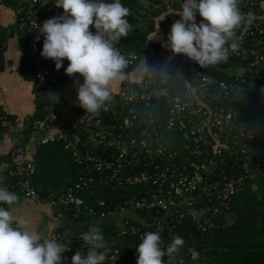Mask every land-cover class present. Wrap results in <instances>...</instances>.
Listing matches in <instances>:
<instances>
[{"label": "built area", "instance_id": "obj_1", "mask_svg": "<svg viewBox=\"0 0 264 264\" xmlns=\"http://www.w3.org/2000/svg\"><path fill=\"white\" fill-rule=\"evenodd\" d=\"M147 1L148 17L175 15V0ZM55 2L28 0L14 7L26 33L23 57L32 69L41 109L29 128L43 134L27 150L23 144L13 147L15 154L26 157L8 163L4 184L37 205L49 206L54 217L72 210L76 218L82 209L98 217L122 212L120 225L109 224L118 236L135 235L140 240L145 232L159 231L162 247H167L179 235L185 244L176 264L181 259L184 264H218L208 253L210 247L204 246L206 236L223 226L232 196L264 174V158L255 147V132L242 118L245 102L253 107L264 105V0H240L241 12L251 13L253 19L251 25L236 30L239 47L227 62L202 68L185 55L179 73L147 70L138 83L124 82L112 92L107 110L101 109L99 114L87 113L79 102L67 112L48 106L47 86L62 81L64 64L56 70L54 61L40 55L44 38L37 25L63 13ZM148 17L139 24L144 26ZM196 19L199 22L202 18L197 15ZM1 33L0 29V66L5 47ZM139 58L137 52L128 53L127 67ZM15 130L14 120L1 112L0 143L10 140ZM58 139L81 174L67 189L41 196L33 184L36 151L42 143ZM109 183L119 190L135 185L137 191L122 205L97 214L93 206L85 205L78 190ZM192 209L205 210L199 222L192 220ZM81 233L53 224L46 238L61 244L70 241L71 250L63 256L71 264L75 252L86 254L88 250ZM104 241L106 247L100 251H106L113 264H123L117 249ZM189 248L199 252V260L191 259ZM137 255L136 251L132 264H136ZM164 259L167 264L168 257Z\"/></svg>", "mask_w": 264, "mask_h": 264}, {"label": "clouds", "instance_id": "obj_2", "mask_svg": "<svg viewBox=\"0 0 264 264\" xmlns=\"http://www.w3.org/2000/svg\"><path fill=\"white\" fill-rule=\"evenodd\" d=\"M55 4L63 9V15L37 25L44 38L40 55L54 61L56 70L66 59L65 74L83 77V83L74 81V85L79 106L87 113L106 111L113 83L125 78L128 62L115 45L132 30L127 19L130 9L121 0H56ZM239 4L240 0H183L181 10L176 12L180 19L172 23L167 35V48L173 54L186 55L202 68L227 62L239 47L236 30L251 25L253 19L251 13L241 12ZM197 15L202 18L199 22ZM5 180L0 176V205H13L20 198L9 191ZM204 211L192 209V220L199 222ZM28 224V220L14 219L10 210L0 207V264H61L63 254L71 250L70 241L61 244L55 238L42 239L39 232L29 230ZM81 239L88 250L86 254L75 252L71 264H104L107 253L100 249L106 245L99 225L81 233ZM162 244L159 231L143 233L136 246V264H166V256L167 264H176L185 240L175 235L167 247ZM188 251L193 261L200 259L195 249ZM180 264H184L182 259Z\"/></svg>", "mask_w": 264, "mask_h": 264}, {"label": "crops", "instance_id": "obj_3", "mask_svg": "<svg viewBox=\"0 0 264 264\" xmlns=\"http://www.w3.org/2000/svg\"><path fill=\"white\" fill-rule=\"evenodd\" d=\"M27 1L28 0H19L18 4L12 6L7 4L5 0H0V29L3 40L5 41V47L1 56L2 65L0 66V112H6L11 115L14 118L16 126L12 138L0 143V176L4 177L5 175L3 172L6 171L8 163L17 158L22 159L26 157V154H15L13 147L23 144L25 150H27L31 148L34 145V141L43 134L42 131L31 130L30 136L27 137L28 133H25L29 129L30 121L37 116L38 104L35 97V84L33 78L23 74V71L26 69L23 57L26 33L23 30V25L15 15L14 7L23 5V3ZM141 3L148 7V2L146 0H141ZM181 3V0H175L173 6L176 20L180 19L179 14L176 12L181 10ZM165 18L166 17L162 14H156L153 17L155 20L153 32L154 34L156 33L154 38H159L158 40L165 39V41L161 42L159 45L158 54L155 53V50H148L150 49V40L154 41L151 39L153 34L150 36V33L145 45V53L148 56L144 55L145 57H143V55H141L135 67L125 72V78L122 81L118 80L113 83L112 92L117 91L124 82H139L147 70L164 69L179 73L181 65L176 64L175 61L176 58L179 57L181 59V57L185 55L173 54L171 50L167 48V38H164L163 35L170 31V23H173V20L166 23L164 27L163 23H165ZM149 57H151L152 61H150ZM74 81L83 83V77L80 76V74L69 77L64 71L63 79L60 83L47 86L46 97L50 109L67 112L78 102L77 87L74 85ZM45 143H47L49 147L46 146ZM59 147L61 146H59L58 142H44L37 148L35 159L41 149L49 151L51 154L57 152L61 157H64L65 154L68 155L63 148H61L60 151ZM8 156L10 157V162L6 160ZM69 157L72 161L70 154ZM35 163V174H37V165L39 167L38 170L40 169L36 175L38 181L41 183L40 185L46 188H57L52 185L54 180L49 177L45 162L36 159ZM19 198V201L13 205H7V209L11 211L14 219L24 218L28 220L29 230L39 232L42 238H46L49 228L53 224H59L71 231L85 232V228L88 227L87 225L77 224L78 222L86 221L91 218V216L87 215L85 212H82L80 221L70 212H65L61 217H54L52 214L53 210L49 206L37 205L34 201L23 198L20 195ZM85 214L87 216H85Z\"/></svg>", "mask_w": 264, "mask_h": 264}, {"label": "trees", "instance_id": "obj_4", "mask_svg": "<svg viewBox=\"0 0 264 264\" xmlns=\"http://www.w3.org/2000/svg\"><path fill=\"white\" fill-rule=\"evenodd\" d=\"M5 2L12 5L9 0H5ZM106 2H111V0H106ZM121 3L130 9V15L127 19L132 25V30L127 37H122L115 47H117L125 57L131 52H137L139 53V57H141L145 52L144 49H146L145 45L147 38L149 34L154 31L155 20L147 16L150 12L148 7L141 3V0H121ZM142 10L146 13L143 14ZM146 17L149 18L147 23H145L144 26L140 25L139 23L147 19ZM170 20L174 22L176 20L175 16L165 18L163 26L165 27L166 23H169ZM170 24L172 25V23ZM167 35L168 33L164 34V38H167ZM42 46L43 41L40 44V50H42ZM181 62L179 57L176 58V64L181 65ZM68 63L69 62L65 59L63 63L64 67L68 65ZM136 63L126 67L124 70L133 69ZM25 67L27 70L25 69L23 74L33 77L32 69L28 65ZM210 71L212 72L213 70ZM133 83L135 84L138 82L133 81ZM242 105V118L247 122V126L254 130L255 147L262 152L264 158V105L253 107L250 103L246 102ZM37 107V116L30 121V124L41 115L40 106L37 105ZM9 116L12 117L11 115ZM12 119L14 120L13 117ZM30 132V128L25 132L26 134L28 133L27 137H29ZM55 142H58L59 146H61L60 148H63L62 140L58 139ZM69 154L70 153H68V155ZM6 160L10 162V157L8 156ZM38 168L37 165V174L40 170H38ZM79 171V166L72 158L70 177L62 190L67 189L70 185H74L81 174ZM6 173L7 169L3 172L5 177L7 176ZM37 174L33 177V184L41 196H47L49 193L59 190L56 188H46L40 185L41 183L37 179ZM62 190L60 189L59 191ZM136 191L137 186L135 185L126 186L124 189L119 190L118 188H113L112 184L109 183L100 184L96 187L80 188L78 193L83 197L85 205L93 206L96 213L99 214L104 210H113L118 205H122L124 200L134 195ZM99 200L105 201V204L99 205ZM0 207H5L7 209L8 206L5 204L0 205ZM83 210L84 209L80 210L77 216L79 221L82 218ZM69 212L71 214L73 213L72 210ZM222 223L223 226L221 228L214 231L211 235L206 236L207 243L204 244L205 247H210L208 253L215 257L218 264H264V174L250 180L248 186L244 190L232 196L230 209L226 212ZM135 224L138 225L137 223ZM114 228V226L109 224L102 227L101 230H107V232L103 234L104 239L109 242L112 248L117 249L118 256L123 261V264H132L136 257L135 246L140 243L139 237L135 235L122 237L128 243L119 245L115 240L113 241V239H111L113 235L116 237L118 236ZM61 264H67L66 260L63 259ZM104 264H113L109 254H107Z\"/></svg>", "mask_w": 264, "mask_h": 264}, {"label": "rangeland", "instance_id": "obj_5", "mask_svg": "<svg viewBox=\"0 0 264 264\" xmlns=\"http://www.w3.org/2000/svg\"><path fill=\"white\" fill-rule=\"evenodd\" d=\"M9 1L12 5H16V4H18L19 0H9ZM151 35L153 37V38L151 37V39H153L154 41L150 40V49H148V50L149 51L155 50V53L158 54L159 45L161 42H164L165 39L158 40L159 38H154V36L156 35V33L154 34V32H152L150 34V36ZM144 50L146 52V49H144ZM145 52L143 53V57L148 56V55H146ZM140 58H139V60H140ZM149 59H150V61H152L151 57H149ZM139 60H138V62H139ZM67 66L68 65H66L65 68ZM127 71H129V70H124V72H127ZM45 145L48 146L47 143H45ZM59 150L61 151L60 147H59ZM36 159L38 161L41 160V161L45 162V164L47 165L46 169H48V172H49L48 175L50 178H52L54 180L52 182V185L56 186L57 187L56 189H61V188L65 187V185L68 182V178L70 176V166L72 163L69 155L65 154L64 157H61V155L57 154V152L51 154V153H49V151L41 149L39 151ZM127 213H131V212L129 211ZM132 213H134V212H132ZM87 215L85 214V216H87ZM122 215H124V213L116 212L115 214H113L112 216H109V217L91 216V218L89 220H86V221L84 220L82 222H78L77 224L87 225L88 227L85 228L86 231L88 230V228L90 226L96 225V224H98L100 229H102V227L106 224L120 225L119 217ZM101 231H102V234L107 232L106 229H103ZM71 232H73V231H71ZM109 232H112V231H109ZM111 239H113V241L115 240V242H117L119 245L128 243L124 238H122L120 236L116 237L113 235V237H111ZM132 263H134V262H132Z\"/></svg>", "mask_w": 264, "mask_h": 264}, {"label": "water", "instance_id": "obj_6", "mask_svg": "<svg viewBox=\"0 0 264 264\" xmlns=\"http://www.w3.org/2000/svg\"><path fill=\"white\" fill-rule=\"evenodd\" d=\"M61 15H63V13H61Z\"/></svg>", "mask_w": 264, "mask_h": 264}]
</instances>
